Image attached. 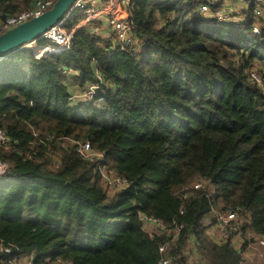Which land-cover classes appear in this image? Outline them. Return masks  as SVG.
Here are the masks:
<instances>
[{"label":"trees","instance_id":"16d2710c","mask_svg":"<svg viewBox=\"0 0 264 264\" xmlns=\"http://www.w3.org/2000/svg\"><path fill=\"white\" fill-rule=\"evenodd\" d=\"M36 1L0 0V19ZM205 2L132 0L147 46L137 56L86 26L60 54L2 58L0 242L13 252L0 264H250L244 253L264 239V87L250 76L256 66L264 76V17L251 7L223 23L200 12ZM98 74L104 102L86 104ZM82 144L101 158L85 159ZM227 211L237 242L209 232ZM143 217L166 228L151 231Z\"/></svg>","mask_w":264,"mask_h":264},{"label":"built area","instance_id":"2783aa9c","mask_svg":"<svg viewBox=\"0 0 264 264\" xmlns=\"http://www.w3.org/2000/svg\"><path fill=\"white\" fill-rule=\"evenodd\" d=\"M132 0H78L69 9L67 15L58 22L54 27L44 32L36 40L29 42L22 46L18 50H27L30 53L32 61H40L51 54H60L68 50L71 46L74 33L86 26L92 28V32L102 35L108 42L113 44V48L120 49L121 51H128L133 56H137L142 52L147 51L146 44L135 36L134 29L130 23V15L128 13V5ZM231 0H206L200 6V12L210 14L216 20L228 23L233 21L245 20L246 13L249 9H252L254 17L260 19L264 17V0H235L229 3ZM242 3V7L237 9L235 2ZM56 0H38L35 2L32 8L22 12L18 15L10 16L5 19H0V35L8 30L17 27L35 17H39L46 11L50 10ZM80 12L83 17L80 22L71 30L67 31L65 23L72 17L74 13ZM254 32L259 33V27H254ZM251 79L258 85L264 87V76L260 75L256 70H252L250 73ZM102 77L97 75V83L89 87V90L81 97L82 101L86 104H100L104 102V98L97 99L98 92L101 90ZM100 83V84H99ZM9 141L6 131L0 128V148L3 147ZM80 153L84 155L85 159L95 160L101 158V154L92 152L90 145L82 144L80 146ZM8 165L0 161V180L8 175ZM110 186L119 188L124 186L125 182L117 179L115 176L108 177ZM203 187L202 182L195 184V189ZM143 223L146 228L151 231L166 228L162 221L159 219L143 217ZM240 224L238 222L237 213L234 211H227L218 216L217 223L209 230L210 234L216 236L217 239H229L236 237L233 232L239 233ZM171 243L161 246L159 251L163 254L167 253ZM257 245L264 248V239H257ZM249 248V247H248ZM12 249L6 247L0 242V253L6 255L12 254ZM244 253V255H246ZM247 257V256H246ZM11 264H35L33 258H25L22 260H10ZM160 264H174L172 260L165 256ZM195 264H201L195 262Z\"/></svg>","mask_w":264,"mask_h":264},{"label":"water","instance_id":"95a60500","mask_svg":"<svg viewBox=\"0 0 264 264\" xmlns=\"http://www.w3.org/2000/svg\"><path fill=\"white\" fill-rule=\"evenodd\" d=\"M78 0H56L54 6L39 17H35L0 35V61L9 53L39 38L67 15ZM141 222V226H142Z\"/></svg>","mask_w":264,"mask_h":264},{"label":"rangeland","instance_id":"374dc122","mask_svg":"<svg viewBox=\"0 0 264 264\" xmlns=\"http://www.w3.org/2000/svg\"><path fill=\"white\" fill-rule=\"evenodd\" d=\"M233 1H235V0H231L229 3H232ZM235 7L237 8V9H240L241 7H242V3H238V1H236L235 2ZM256 72H258V69H259V67L258 66H256ZM79 99H81V97H79ZM110 178V177H109ZM116 190H111L110 191V189H109V192H110V194L112 195L114 192H115ZM249 248H247V250L246 251H248V253H251V252H256V253H258L259 254V256H262V255H264V248L263 247H259L258 245H257V240H256V242H254L253 244H251L250 246H248ZM258 256V257H259ZM263 258H254V260H253V263L254 264H257V263H264V256H262ZM246 260L249 262L250 260L248 259V258H246Z\"/></svg>","mask_w":264,"mask_h":264},{"label":"crops","instance_id":"0c3cea01","mask_svg":"<svg viewBox=\"0 0 264 264\" xmlns=\"http://www.w3.org/2000/svg\"><path fill=\"white\" fill-rule=\"evenodd\" d=\"M239 247H240V245H238ZM247 256V257H246ZM259 254L258 253H256V252H251V253H247L246 255H245V258H248L250 261H249V263L251 264H254L253 263V260H254V258H263L262 256H264V255H262V256H259Z\"/></svg>","mask_w":264,"mask_h":264}]
</instances>
